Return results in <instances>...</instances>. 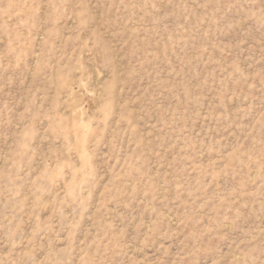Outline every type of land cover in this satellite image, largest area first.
I'll use <instances>...</instances> for the list:
<instances>
[{
	"label": "rangeland",
	"instance_id": "rangeland-1",
	"mask_svg": "<svg viewBox=\"0 0 264 264\" xmlns=\"http://www.w3.org/2000/svg\"><path fill=\"white\" fill-rule=\"evenodd\" d=\"M0 264H264V0H0Z\"/></svg>",
	"mask_w": 264,
	"mask_h": 264
}]
</instances>
